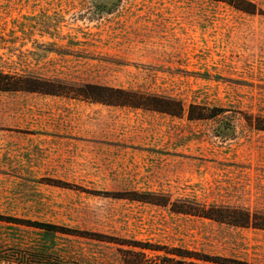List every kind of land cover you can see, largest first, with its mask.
Returning <instances> with one entry per match:
<instances>
[{
	"label": "rangeland",
	"instance_id": "1",
	"mask_svg": "<svg viewBox=\"0 0 264 264\" xmlns=\"http://www.w3.org/2000/svg\"><path fill=\"white\" fill-rule=\"evenodd\" d=\"M251 1L257 12L223 0H0V70L186 108L0 90L4 257L126 264L112 236L264 264L262 228L128 197L162 192L264 213V129L247 119L264 121V0ZM190 104L211 116L190 119Z\"/></svg>",
	"mask_w": 264,
	"mask_h": 264
},
{
	"label": "trees",
	"instance_id": "2",
	"mask_svg": "<svg viewBox=\"0 0 264 264\" xmlns=\"http://www.w3.org/2000/svg\"><path fill=\"white\" fill-rule=\"evenodd\" d=\"M223 1L248 12H257L259 10L257 5L251 0ZM0 90L80 95L110 104L144 107L177 116L183 114L186 110L184 103L180 100L147 91L103 85H88V89H73L63 83L40 76L2 70H0ZM196 107L198 105L190 104L188 109V117L190 119L211 116L209 109L206 110L205 107L203 111L194 112ZM247 119L257 128L264 129L262 118L259 117L256 121L252 117H247ZM129 194L128 197L131 199L168 207L176 213L206 217L237 226H252L264 229V213L252 212L243 207L226 204H206L190 198L173 199L170 195L162 192L132 191ZM106 238L120 244L121 255L126 264H250L241 259L212 255L179 246L157 244L139 239H121L112 236H107ZM0 261L16 262L18 264L39 263L31 258L4 257L2 252H0Z\"/></svg>",
	"mask_w": 264,
	"mask_h": 264
}]
</instances>
